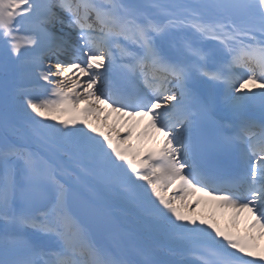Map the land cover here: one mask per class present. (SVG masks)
Segmentation results:
<instances>
[{
    "label": "snow or ice",
    "instance_id": "1",
    "mask_svg": "<svg viewBox=\"0 0 264 264\" xmlns=\"http://www.w3.org/2000/svg\"><path fill=\"white\" fill-rule=\"evenodd\" d=\"M261 241L264 0H0V264H264Z\"/></svg>",
    "mask_w": 264,
    "mask_h": 264
},
{
    "label": "bare ground",
    "instance_id": "2",
    "mask_svg": "<svg viewBox=\"0 0 264 264\" xmlns=\"http://www.w3.org/2000/svg\"><path fill=\"white\" fill-rule=\"evenodd\" d=\"M118 216L120 217L125 227H127V231L132 230L134 228L135 224L130 216H126L125 214H121V213H118ZM112 243L113 242L110 239V235H109L105 244L111 245ZM261 244L264 245V241H261Z\"/></svg>",
    "mask_w": 264,
    "mask_h": 264
}]
</instances>
